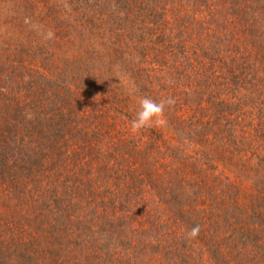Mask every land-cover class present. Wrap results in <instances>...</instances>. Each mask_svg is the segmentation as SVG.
I'll return each mask as SVG.
<instances>
[{
	"label": "trees",
	"instance_id": "16d2710c",
	"mask_svg": "<svg viewBox=\"0 0 264 264\" xmlns=\"http://www.w3.org/2000/svg\"><path fill=\"white\" fill-rule=\"evenodd\" d=\"M0 264H264V0H0Z\"/></svg>",
	"mask_w": 264,
	"mask_h": 264
},
{
	"label": "clouds",
	"instance_id": "9594fccd",
	"mask_svg": "<svg viewBox=\"0 0 264 264\" xmlns=\"http://www.w3.org/2000/svg\"><path fill=\"white\" fill-rule=\"evenodd\" d=\"M175 99L167 97L160 100L152 99L148 96L140 97L139 108L136 111L135 118L131 121V127L135 130H140L145 127H151L154 121L159 122V118L163 116L166 106L173 105ZM200 231V226H194L189 235L195 237Z\"/></svg>",
	"mask_w": 264,
	"mask_h": 264
},
{
	"label": "rangeland",
	"instance_id": "374dc122",
	"mask_svg": "<svg viewBox=\"0 0 264 264\" xmlns=\"http://www.w3.org/2000/svg\"><path fill=\"white\" fill-rule=\"evenodd\" d=\"M46 1L49 2V0H46ZM42 3H43V2H42ZM36 7H37V6H36ZM36 7H35V8H36ZM248 103H249V101L247 102V104H248ZM250 105H251V103L248 104V106H250ZM248 106L244 108L245 111H249V110H248V108H249ZM152 125H153V123H152ZM166 138H168V137H166ZM197 148H198L197 146H194V147H193V149L195 150L196 153H197V150H198ZM201 148H202L203 150H206V151L210 152L208 147H201ZM222 158H224V159H223L224 161H227L228 156H226V154L223 152V157H222ZM217 163H218L219 165L221 164V163H219V162H217ZM226 164L228 165V167H227ZM226 164H224V165H226V167H227V168H230V169H232V168H233L232 166H234L233 164L228 163V161L226 162ZM163 168H164V167H160V166L157 167V169L160 170V172H162V171L164 172V171H165L166 168H164V169H163ZM226 170H227V169H226ZM232 171H233V170H232ZM217 172H218V171H217ZM227 173H228V171H227ZM210 174H215V172L210 173ZM228 174H229V173H228ZM159 216H163V214L160 213ZM154 217H155V219H156L158 216H155V215H154ZM155 219H154V220H155ZM170 222H171V221H170ZM168 225H172V222H171V224H168Z\"/></svg>",
	"mask_w": 264,
	"mask_h": 264
}]
</instances>
